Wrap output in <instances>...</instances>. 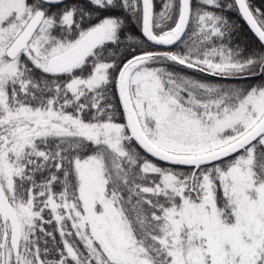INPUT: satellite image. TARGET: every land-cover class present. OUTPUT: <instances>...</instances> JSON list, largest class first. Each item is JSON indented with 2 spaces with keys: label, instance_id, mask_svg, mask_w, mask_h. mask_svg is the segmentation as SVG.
<instances>
[{
  "label": "snow or ice",
  "instance_id": "1",
  "mask_svg": "<svg viewBox=\"0 0 264 264\" xmlns=\"http://www.w3.org/2000/svg\"><path fill=\"white\" fill-rule=\"evenodd\" d=\"M0 264H264V9L0 0Z\"/></svg>",
  "mask_w": 264,
  "mask_h": 264
},
{
  "label": "trees",
  "instance_id": "2",
  "mask_svg": "<svg viewBox=\"0 0 264 264\" xmlns=\"http://www.w3.org/2000/svg\"><path fill=\"white\" fill-rule=\"evenodd\" d=\"M159 3L160 0H157ZM250 3L255 6L264 9V0H250ZM233 22L237 23L239 31L235 34L234 43L240 44L242 47L247 46L252 49H259L260 44L256 38L249 31L246 24L242 21L241 17L236 12L229 13Z\"/></svg>",
  "mask_w": 264,
  "mask_h": 264
},
{
  "label": "water",
  "instance_id": "3",
  "mask_svg": "<svg viewBox=\"0 0 264 264\" xmlns=\"http://www.w3.org/2000/svg\"><path fill=\"white\" fill-rule=\"evenodd\" d=\"M241 19H242V17H241ZM242 21L246 24V26L248 27V29H249V31H250V28H249V26L247 25V23L242 19ZM251 32V31H250ZM252 33V32H251ZM252 35L255 37V35L252 33ZM256 38V37H255ZM256 40L258 41V38H256Z\"/></svg>",
  "mask_w": 264,
  "mask_h": 264
}]
</instances>
